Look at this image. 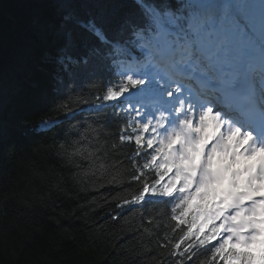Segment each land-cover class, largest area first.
<instances>
[{
	"label": "trees",
	"instance_id": "16d2710c",
	"mask_svg": "<svg viewBox=\"0 0 264 264\" xmlns=\"http://www.w3.org/2000/svg\"><path fill=\"white\" fill-rule=\"evenodd\" d=\"M190 14L181 0H0V264H263L193 242L177 162L124 95L151 84L114 67Z\"/></svg>",
	"mask_w": 264,
	"mask_h": 264
},
{
	"label": "bare ground",
	"instance_id": "6f19581e",
	"mask_svg": "<svg viewBox=\"0 0 264 264\" xmlns=\"http://www.w3.org/2000/svg\"><path fill=\"white\" fill-rule=\"evenodd\" d=\"M181 1H183V0H181ZM239 1H240V0H238L237 2H239ZM237 2H235V3H237ZM233 3H234V2L231 1L230 3H228V4L224 5V6H225V8H227V9H231ZM193 5H194V6H199L200 8H202V10L206 11L207 13H208L209 10L211 9V5H209V4L206 3V2H203L202 0H195L194 3H193ZM212 8H213V9H216V7H212ZM200 34H201L200 36H202V37H200V38H205V37H206V35H205L203 32H201ZM226 34H227V32H226ZM5 44H6V41L4 42L3 48H4V46H6ZM169 48H171V46L168 47V49H169ZM231 52H232V51H231ZM219 53L226 54V51H222V50H220L219 52H217V54H219ZM196 54H198V53H196ZM119 58L122 59V57H119ZM123 63H125V61H123ZM119 65H120L121 68H119ZM161 66H162V65H161ZM114 67H116V68L118 67V68H119V70H118L119 73L131 72V71H134V70H135V71H141V70H143L142 65L139 64V63H133V64H131L130 67H128V65H123V66H121V62H116V61H115V66H114ZM159 68H160V67H158L156 70L158 71ZM229 71H230V70H229ZM168 74H170V73L168 72ZM115 75L117 76V74H115ZM167 85H168V84H167ZM158 87H159V84H156V85H154V86H150V87L148 86V87H145V88L138 87V89H139L140 91L144 92L145 94H147L148 96H150V98H154V97H151V96H153V91H154L155 89H158ZM163 87H164V86H163ZM166 90H167V89H166ZM167 92L173 93L174 90H173V88H171V86L168 85V90H167ZM233 92H235V91H232V93H233ZM37 100H38V99H37ZM37 102L40 104V101H39V100H38ZM145 106H146V105H143V107H145ZM48 120H53V121H52L53 124H56V123H57L55 118H49ZM241 123H242V122H241ZM214 124H216L215 121L205 120L204 123H203V126H202V130H201V132H200V135H201V136H205V135L209 134V131L212 130V128L214 127ZM238 124H239V123H238ZM154 126L160 127L158 124H154ZM241 128H244L245 130H248V131H251V132H255V129L252 128L251 124L243 125ZM217 142H218V141H213V142H211V144H212V145L219 144V143H217ZM220 148H222V147H220ZM150 149H151V148H150ZM225 150L229 151V148L227 147V148H225ZM236 153H237V156L240 157V158L252 157V154H251L250 151H244L243 149L240 150L239 152H236ZM161 154H162V153L159 154V157L161 156ZM179 154H182V153H177L176 156H174V155H172V156H173V157H177ZM189 155H191V154H188V155H187V158H190ZM167 158H170V157H167ZM219 160H221V158H220ZM134 161H136V163L139 164V166H140L141 163H140L139 158L136 157V159H135ZM201 161H203V165L206 164L205 155L202 156V160H201ZM173 163H175V161H174ZM231 163H234V161L232 160ZM231 163H229V165H230ZM183 169H184V168H183ZM169 170H170V169H169ZM190 171H192L191 167H190L189 171L185 172V176H188V174H189ZM202 171H203L202 168H200V169L197 170V171H194V172H196L195 179L197 178V177H196L197 174L199 175ZM181 172H182V171L180 170L179 173H181ZM248 174H249V172H248ZM195 179L192 178L193 182L191 181V182H192V184H191V186H192V187H191L192 191H198V190L201 189V187H200L199 185H197V184H199V183H198L199 180L196 181ZM189 181H190V180H189ZM174 190H176V189H174ZM179 207H183L182 203H181V205H180ZM184 207H185V205H184ZM175 208H178V207H175ZM224 224H225V226H228V224H227L226 222H224ZM199 228L203 230V232H204L205 235H208V236H209V234L211 233V234H212V237H218V236L215 234V231L211 228V226H210L209 228H205V227H204V224H203V225H201ZM189 230H190V229H189ZM246 233H247V231H246L245 229H241V230H239V232H238L234 237H235V239H237L239 235L244 236ZM232 235H233V234H232ZM194 242H195V243L197 244V246L200 247V248H201L202 245H204V243L200 242V241L196 238V236H194ZM249 244H255V243H254L253 241H250Z\"/></svg>",
	"mask_w": 264,
	"mask_h": 264
},
{
	"label": "rangeland",
	"instance_id": "374dc122",
	"mask_svg": "<svg viewBox=\"0 0 264 264\" xmlns=\"http://www.w3.org/2000/svg\"><path fill=\"white\" fill-rule=\"evenodd\" d=\"M253 5L254 6H256V5H258L259 7H261L262 9L264 8V4L263 3H257V2H253ZM8 15H9V13L8 12H6ZM217 15V14H216ZM9 17H10V19H12V20H14L13 19V17L11 16V15H9ZM64 15L62 16V18L64 19ZM252 23L250 22L249 23V26L251 25ZM259 26H264V21L263 20H260L258 23H257ZM247 25V24H246ZM247 28H248V25L246 26ZM217 29H219V30H226L227 31V33L229 34V35H233V29H232V26L231 25H222V24H217V27L216 28H214V30H213V32H216L217 31ZM196 30H201V27H198V28H196ZM202 31V30H201ZM12 33V30H11V32L9 33V35ZM9 35L6 37V42H7V38H9ZM202 37V36H201ZM203 39V41L204 42H208V40L206 39V37L205 38H202ZM6 45V44H5ZM6 47V46H5ZM4 51H5V49H4ZM3 50H2V52L0 53V57L3 55V52H4ZM196 125V123H194V126ZM221 154V153H220ZM227 154V152L225 153V155ZM190 156V158H187V157H184V156H179V161L181 162V164H184V166H185V168H188L189 166H190V164L191 163H193L194 161L192 160V154L191 155H189ZM219 154H214L213 156H212V158H211V160L213 161V165H215L217 162H218V159H219ZM227 183H231L232 184V180H229ZM211 219V218H210Z\"/></svg>",
	"mask_w": 264,
	"mask_h": 264
},
{
	"label": "water",
	"instance_id": "95a60500",
	"mask_svg": "<svg viewBox=\"0 0 264 264\" xmlns=\"http://www.w3.org/2000/svg\"><path fill=\"white\" fill-rule=\"evenodd\" d=\"M4 8V7H3ZM5 9V8H4ZM6 11V10H5ZM7 12V11H6ZM4 48H5V46H4ZM4 48H3V50H4Z\"/></svg>",
	"mask_w": 264,
	"mask_h": 264
}]
</instances>
